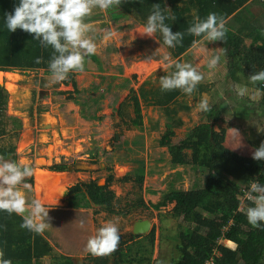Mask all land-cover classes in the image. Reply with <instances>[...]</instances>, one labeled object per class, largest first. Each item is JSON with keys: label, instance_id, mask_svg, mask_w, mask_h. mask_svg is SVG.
<instances>
[{"label": "rangeland", "instance_id": "374dc122", "mask_svg": "<svg viewBox=\"0 0 264 264\" xmlns=\"http://www.w3.org/2000/svg\"><path fill=\"white\" fill-rule=\"evenodd\" d=\"M119 2L127 7L126 1ZM130 14L128 19L114 20L108 8L94 7L85 18L92 25L86 35L93 39L96 50L91 55L85 54L84 71L74 72L76 86L67 82V78L50 82V73L43 68L0 70L2 74L14 73L0 81L10 94L6 133L0 137V145L15 146L18 162L33 168V175L26 178H32V182L27 181L30 188H21L26 200L40 199L39 176L56 172L63 174L64 180L69 179L55 190L54 201L43 202L46 207L50 206L43 234L53 246V252L42 264H62L63 260L75 262L77 256L84 257L86 262L91 253L87 242L101 225L112 222L119 233H125L132 230L133 222L138 219H150L156 230L154 264H171L179 258L182 214L175 212V201L163 206L156 204L162 198V190L179 176H182L181 186L188 189L203 185L207 175L192 171L190 167L173 166L169 150L161 144V139L171 117L185 122L174 129L173 142L183 139L196 125L208 121L206 111L198 108L202 96L207 97L209 108L217 106L220 110L219 125L238 129V132H231L230 142L241 147L240 151L247 150L245 153L250 154L251 148L264 141V111L259 104L263 95L250 99L257 89L244 82H233L227 72L228 59L221 41L209 42L202 38L189 50L174 56L156 33L153 37L142 34L143 25L135 21L133 12ZM106 30L111 33L107 40L104 39ZM157 55L159 59H155ZM213 55H219L220 60L215 69H209L207 63ZM169 61L189 64L202 75L192 95L182 93L170 104V110L147 103L140 96L143 88L146 91L159 87L158 79L166 74L163 66ZM237 85L246 86L249 94L238 96ZM132 89L140 98L143 124L129 128L118 108L127 98L132 101L129 98ZM127 111L135 116L132 102ZM12 116L19 117L22 125L17 126ZM234 118L244 123H237ZM243 133L244 141L239 137ZM60 163H66L68 168L64 171L51 169ZM142 165L145 173L142 187L130 181L115 183L112 188L119 198V208L131 207L139 194L146 207H138L124 216L88 204L85 198L82 205L70 206L67 190L73 184L92 179L104 184L110 173L119 178L134 173ZM249 185L242 188L248 191ZM223 241L235 247L231 240Z\"/></svg>", "mask_w": 264, "mask_h": 264}, {"label": "trees", "instance_id": "16d2710c", "mask_svg": "<svg viewBox=\"0 0 264 264\" xmlns=\"http://www.w3.org/2000/svg\"><path fill=\"white\" fill-rule=\"evenodd\" d=\"M119 1H126L127 7L120 5ZM247 1L249 0H117L108 10L114 20L128 19L130 12H133L135 21L144 25L153 5L159 4L166 14L165 22L172 31L183 33L182 41L175 47H169L174 56H179L194 45L193 41L198 42L203 38L187 32L194 14L206 18L210 12H214L224 21L235 15L240 18ZM255 1L264 6V1L254 0L252 4ZM16 3L18 0H0V70L27 71L43 68L49 73L48 62L53 53L51 46L43 47L33 39L34 34L21 29L10 32L4 24L5 13L11 12ZM243 19L248 24L244 27V23L237 31L225 24L227 31L222 42L228 59V71L234 83L244 82L264 93L262 81L252 82L249 79L251 74L264 69V25L258 26L253 21ZM252 25L256 27L254 30H251ZM244 30L248 32L244 34ZM156 34L163 43L161 34ZM38 57L39 63L36 62ZM155 59H159V56ZM74 72L68 74L67 82L71 81L76 86ZM131 92L129 98L132 100L135 116L127 111L131 105L128 98L118 108L123 115L124 124L129 128L143 124L140 98L134 89ZM182 93L179 89L163 91L159 86L146 91L143 88L140 96L147 103L166 106L170 110V104L176 102ZM9 95V91L0 83V137L6 133ZM259 104L264 111V95ZM206 114L208 121L193 127L178 142L172 140L174 129L183 126L185 122L171 117L161 139V144L169 150L173 166L190 167L192 171L206 172L207 175L203 185L188 189L181 186L182 176H179L162 190V198L156 204L163 206L175 201V212L182 214L178 243L180 256L171 264H204L211 257L214 258V264H264V229L250 225L240 207L241 201L250 203L245 197L247 190L242 187L253 181L264 184V163L239 154L225 145L227 128L218 124L220 110L217 106L208 108ZM12 118L17 126L22 125L19 117ZM0 155L18 162L13 145H0ZM67 168L66 163L51 167L56 171ZM144 178L142 165L134 173H127L119 178L110 173L104 184H100L97 179L80 181L68 188V201L71 207H75L82 205L85 198L88 204L93 203L104 211L128 216L134 209L147 206L143 196L139 194L131 207L119 208V198L112 185L135 181L142 187ZM26 181L32 182V178ZM20 224V216L0 211V253L3 258L10 259L12 264H42L45 257L53 252V246L44 234L30 232L21 228ZM155 239V228L145 235L134 234L132 231L119 233L114 249L103 253L91 252L86 257L85 264H154L152 253ZM220 239L231 240L235 247L220 243ZM62 264L74 262L63 260Z\"/></svg>", "mask_w": 264, "mask_h": 264}, {"label": "clouds", "instance_id": "9594fccd", "mask_svg": "<svg viewBox=\"0 0 264 264\" xmlns=\"http://www.w3.org/2000/svg\"><path fill=\"white\" fill-rule=\"evenodd\" d=\"M117 0H18L11 12L4 15V24L10 32L21 29L33 35L35 41L47 48L53 49L52 57L48 62L52 83L63 81L72 71H84L85 54L91 55L96 50L92 38L86 35L92 30V25L87 23L88 17L94 7L107 9ZM164 9L159 4H154L150 14L143 25L142 34L153 37L159 32L163 43L168 47H175L182 41L183 33L173 32L167 24ZM225 21L214 12L206 18L194 14L187 32L195 37H203L207 41H221L226 36ZM111 35L106 30L104 39ZM195 44L196 41H193ZM165 60L168 58L165 57ZM220 60L219 55H213L208 60L207 67L215 69ZM40 62V58L36 59ZM171 68L169 72L167 69ZM165 75L159 77V86L163 91L179 89L191 96L202 75L194 67L181 62L169 61L163 66ZM250 81H264V69L254 72L249 76ZM236 94L245 96L249 94L246 86L237 85ZM264 93L259 89L250 95V99H257ZM198 108L207 111L209 102L202 96L198 101ZM235 131L238 132L237 129ZM252 158L257 161L264 160V141L254 147ZM33 175V168L21 165L16 160L0 155V211L16 214L21 217L20 227L36 234H43L47 228L48 210L50 206L40 199L27 201L21 191L29 189L26 178ZM245 201L240 207L247 218V222L255 228L264 229V184L253 181L245 193ZM119 232L115 223L106 222L101 225L96 234L89 238L87 248L92 253H103L116 247ZM0 264H12L10 259L3 258L0 253Z\"/></svg>", "mask_w": 264, "mask_h": 264}, {"label": "crops", "instance_id": "0c3cea01", "mask_svg": "<svg viewBox=\"0 0 264 264\" xmlns=\"http://www.w3.org/2000/svg\"><path fill=\"white\" fill-rule=\"evenodd\" d=\"M252 1H254V0H249L245 4L246 6L243 8V11H241V13L243 14L242 17L247 19V21H249V22L253 21V23H257L258 26L264 25V6L261 5L260 2H257V1H255L252 4ZM262 1H264V0H262ZM242 17H240V18L238 17L237 18L236 15L235 16H230V18H228V20L225 21V24L228 27H230L231 29L237 31L239 28H241L243 26L244 23H245L244 27L246 26V24H248ZM255 28L256 27L254 25L251 26V30H254ZM246 32H248V31H246V30L243 31L244 34ZM221 42H222V40H221ZM222 44H223V42H222ZM226 66L228 68V63L226 64ZM227 72H228V70H227ZM238 119L239 118H234L233 121H235L237 123H242V124L244 123L243 121H239ZM263 121H264V115H263ZM226 128H227V132H226L225 145L228 148H230L231 150H233V151H235V152H237L239 154H242V155H245V156H251V153L250 154L249 153H245L247 150L244 151V152L240 151V150H242L241 147H239V146H237L235 144H232V142H230V136L233 135L231 132L235 131V129H237V128H234V127L230 128L229 126H226ZM239 137L244 141V139H245L244 133L240 134ZM228 141H229V143H228ZM253 149L254 148H251V152L253 151ZM84 260H85V258H84Z\"/></svg>", "mask_w": 264, "mask_h": 264}, {"label": "bare ground", "instance_id": "6f19581e", "mask_svg": "<svg viewBox=\"0 0 264 264\" xmlns=\"http://www.w3.org/2000/svg\"><path fill=\"white\" fill-rule=\"evenodd\" d=\"M4 76L11 77V76H14V73H12V72H5L4 74L0 73V81L3 80ZM15 76H16V74H15ZM62 176H64V175L60 174V173H56V172H52V173L50 172L49 175L47 174L44 176H39V178H37V180H38L37 191H39L38 194H39V197H40L42 202L54 201V195L56 193L55 190L59 189V187L62 186V184L65 181L69 180L67 178H65V180H64V178ZM64 184H66V183H64Z\"/></svg>", "mask_w": 264, "mask_h": 264}, {"label": "water", "instance_id": "95a60500", "mask_svg": "<svg viewBox=\"0 0 264 264\" xmlns=\"http://www.w3.org/2000/svg\"><path fill=\"white\" fill-rule=\"evenodd\" d=\"M70 168V167H69ZM152 221L150 219H138L133 222L132 233L134 234H147L152 230ZM74 264H85L84 257H75Z\"/></svg>", "mask_w": 264, "mask_h": 264}, {"label": "built area", "instance_id": "2783aa9c", "mask_svg": "<svg viewBox=\"0 0 264 264\" xmlns=\"http://www.w3.org/2000/svg\"><path fill=\"white\" fill-rule=\"evenodd\" d=\"M262 85L264 86V81H262ZM219 242L224 244L223 239H220ZM204 264H214V258L211 257V258L207 259Z\"/></svg>", "mask_w": 264, "mask_h": 264}, {"label": "flooded vegetation", "instance_id": "af4514ba", "mask_svg": "<svg viewBox=\"0 0 264 264\" xmlns=\"http://www.w3.org/2000/svg\"><path fill=\"white\" fill-rule=\"evenodd\" d=\"M69 196V195H68ZM68 200H69V197H68ZM145 235V234H144Z\"/></svg>", "mask_w": 264, "mask_h": 264}]
</instances>
